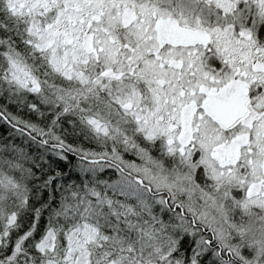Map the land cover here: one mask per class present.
<instances>
[{"label": "snow or ice", "instance_id": "6c2138e0", "mask_svg": "<svg viewBox=\"0 0 264 264\" xmlns=\"http://www.w3.org/2000/svg\"><path fill=\"white\" fill-rule=\"evenodd\" d=\"M0 264H264V0H0Z\"/></svg>", "mask_w": 264, "mask_h": 264}]
</instances>
